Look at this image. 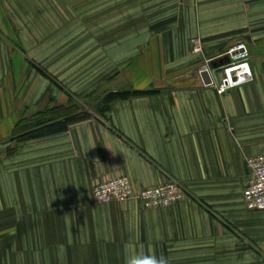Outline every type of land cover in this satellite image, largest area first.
<instances>
[{
    "label": "crops",
    "instance_id": "crops-1",
    "mask_svg": "<svg viewBox=\"0 0 264 264\" xmlns=\"http://www.w3.org/2000/svg\"><path fill=\"white\" fill-rule=\"evenodd\" d=\"M115 33L112 88L142 94L116 99L103 116L62 115L48 124L66 121L63 129L15 139V126L42 104L71 105L112 71L91 60L105 49L94 37ZM194 38L206 57L246 41L254 81L223 94L205 85ZM76 67L84 75L73 79ZM260 154L264 0H0V264H130L152 255L168 264H264V211L244 201L249 159ZM122 175L135 192L173 178L187 196L161 208L96 201L95 186Z\"/></svg>",
    "mask_w": 264,
    "mask_h": 264
},
{
    "label": "built area",
    "instance_id": "built-area-1",
    "mask_svg": "<svg viewBox=\"0 0 264 264\" xmlns=\"http://www.w3.org/2000/svg\"><path fill=\"white\" fill-rule=\"evenodd\" d=\"M193 53L204 56L198 73L208 71L211 84L218 93L250 84L255 79L251 65V52L247 43L240 41L230 46L224 53L206 57L200 39H192ZM217 62L216 66L212 63ZM220 62V63H219ZM205 84V83H204ZM206 85V84H205ZM250 177L244 190V201L248 209L264 211V154L249 159ZM184 186L176 179L147 187L135 192L128 176H116L95 186L94 197L101 203L139 200L145 208H161L176 204L186 198Z\"/></svg>",
    "mask_w": 264,
    "mask_h": 264
},
{
    "label": "trees",
    "instance_id": "trees-1",
    "mask_svg": "<svg viewBox=\"0 0 264 264\" xmlns=\"http://www.w3.org/2000/svg\"><path fill=\"white\" fill-rule=\"evenodd\" d=\"M44 74L46 75L47 73L44 72ZM56 82L57 84H59L57 80ZM136 94H142V91H116L113 89L105 88V86H103L102 84L99 88L91 92L87 97L81 98L74 95L76 98L71 105H59L54 103L53 101L46 102L36 109L38 111L36 112V114L32 115V117H26L20 120V122L15 126L14 138L24 139L37 135L48 134L51 132L59 131V129H63L62 123L64 124L66 121H56L48 124L51 120L54 121L59 119V117H52L54 115L53 112H58V110L63 109L66 111L63 115L65 120H73L79 117H91L92 114H90V109H93L95 112L103 116L105 114V111L110 109L111 104L116 101V99L128 98ZM46 113H49L51 118L49 120L38 122L41 119L40 117H44L43 115H45Z\"/></svg>",
    "mask_w": 264,
    "mask_h": 264
},
{
    "label": "rangeland",
    "instance_id": "rangeland-1",
    "mask_svg": "<svg viewBox=\"0 0 264 264\" xmlns=\"http://www.w3.org/2000/svg\"><path fill=\"white\" fill-rule=\"evenodd\" d=\"M109 5L111 6V4H109ZM107 6L108 5L105 4V7H107ZM106 15H107V13H106ZM105 22H107L108 23V26H109L108 29H106V30L113 29L112 28L113 24H111V21H109V20L106 19ZM115 27H116V19H115ZM114 31L116 32V29ZM96 38L98 40L99 46L102 43V39L104 40V42H105V49L97 57H95L94 59L91 60V61H93L92 63H94V67H96L97 65H99L102 61H105L106 68L108 67V65H110L113 69H112V71H110V73L106 74L105 76L103 75L104 73L101 74L103 76H100L101 77L100 83L98 82V84H97L96 82H92V86H90V89H89V92L88 93H86L85 95H82V96H79L78 95V97H81V98L82 97H87L91 92H93L94 90H96L97 88H99L102 84H103V86H105V88L113 89L112 88L113 87L112 84L113 83H116V33L115 34H104L103 36H100V35L99 36H95L94 39H96ZM241 41H243V40H241ZM95 42H96V40H95ZM113 42H115V45H113ZM238 42H240V41H238ZM243 42L247 43L246 41H243ZM235 43H237V42H235ZM98 52H94V53H98ZM203 60H202V62H203ZM102 66H104V64L101 65V66H99L95 70H97V69L100 70L101 68H103V70H104V67H102ZM83 69H84V67L83 68H81V67L74 68L72 78L73 79H78L80 77V73L82 72ZM89 69H91V68H89ZM41 70L43 71V73H44V71H45V73L47 72L44 68H41ZM47 74H48V72H47ZM81 74L84 75V72L81 73ZM90 85H91V83H90ZM73 99H75V98H73ZM90 110H93V109H90ZM62 115H64L63 112L58 111L52 117L58 118V117H61ZM40 118L42 119V121L45 120V118H43L42 116Z\"/></svg>",
    "mask_w": 264,
    "mask_h": 264
},
{
    "label": "clouds",
    "instance_id": "clouds-1",
    "mask_svg": "<svg viewBox=\"0 0 264 264\" xmlns=\"http://www.w3.org/2000/svg\"><path fill=\"white\" fill-rule=\"evenodd\" d=\"M130 264H168V259L161 255L160 257L152 256H142L136 257Z\"/></svg>",
    "mask_w": 264,
    "mask_h": 264
},
{
    "label": "water",
    "instance_id": "water-1",
    "mask_svg": "<svg viewBox=\"0 0 264 264\" xmlns=\"http://www.w3.org/2000/svg\"><path fill=\"white\" fill-rule=\"evenodd\" d=\"M216 66V65H215ZM201 77L203 78V81L206 85H210L211 84V77L208 71L202 72Z\"/></svg>",
    "mask_w": 264,
    "mask_h": 264
}]
</instances>
